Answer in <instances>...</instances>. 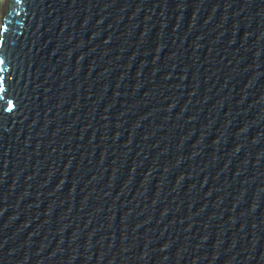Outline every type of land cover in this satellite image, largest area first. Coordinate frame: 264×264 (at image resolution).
I'll return each mask as SVG.
<instances>
[{
	"label": "water",
	"instance_id": "obj_1",
	"mask_svg": "<svg viewBox=\"0 0 264 264\" xmlns=\"http://www.w3.org/2000/svg\"><path fill=\"white\" fill-rule=\"evenodd\" d=\"M0 264H264V0H4Z\"/></svg>",
	"mask_w": 264,
	"mask_h": 264
},
{
	"label": "built area",
	"instance_id": "obj_2",
	"mask_svg": "<svg viewBox=\"0 0 264 264\" xmlns=\"http://www.w3.org/2000/svg\"><path fill=\"white\" fill-rule=\"evenodd\" d=\"M4 0H0V18L2 14V8H3Z\"/></svg>",
	"mask_w": 264,
	"mask_h": 264
}]
</instances>
